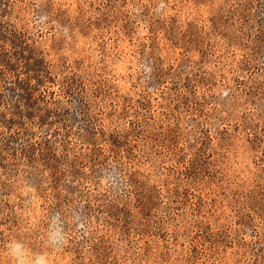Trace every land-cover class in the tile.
Wrapping results in <instances>:
<instances>
[{"label": "rangeland", "instance_id": "1", "mask_svg": "<svg viewBox=\"0 0 264 264\" xmlns=\"http://www.w3.org/2000/svg\"><path fill=\"white\" fill-rule=\"evenodd\" d=\"M264 264V0H0V264Z\"/></svg>", "mask_w": 264, "mask_h": 264}, {"label": "clouds", "instance_id": "2", "mask_svg": "<svg viewBox=\"0 0 264 264\" xmlns=\"http://www.w3.org/2000/svg\"><path fill=\"white\" fill-rule=\"evenodd\" d=\"M39 264H44V262L41 260V261L39 262Z\"/></svg>", "mask_w": 264, "mask_h": 264}]
</instances>
